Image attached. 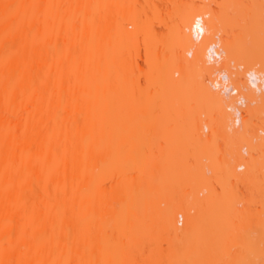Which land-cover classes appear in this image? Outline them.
Masks as SVG:
<instances>
[{
	"label": "bare ground",
	"instance_id": "bare-ground-1",
	"mask_svg": "<svg viewBox=\"0 0 264 264\" xmlns=\"http://www.w3.org/2000/svg\"><path fill=\"white\" fill-rule=\"evenodd\" d=\"M145 1L130 10L124 0H0V264H264V217L238 210L264 190V121L256 133L251 122L262 114L264 57L237 62L224 10L205 1H183L169 17L165 0ZM250 1L247 15L264 22V0ZM156 20L166 27L147 40L148 69L137 74L134 44L157 31ZM199 104L214 116H201ZM138 122L155 137H139ZM214 132L231 140V157L218 153L222 142L213 146ZM148 172L153 181L142 178ZM157 223L168 246H141Z\"/></svg>",
	"mask_w": 264,
	"mask_h": 264
},
{
	"label": "rangeland",
	"instance_id": "rangeland-1",
	"mask_svg": "<svg viewBox=\"0 0 264 264\" xmlns=\"http://www.w3.org/2000/svg\"><path fill=\"white\" fill-rule=\"evenodd\" d=\"M125 1V3H126V5L130 8V2H133V0H124ZM153 1V0H152ZM155 1V0H154ZM183 1H184V3L185 2H189V4H187V3H185V4H187V6H191V5H193V3L195 4V5H203L204 4V1H205V3H209L208 5L210 6V7H215L216 9H219V10H224V11H222V12H224L223 14H225V15H223V14H221V12L219 11V13L221 14V15H223L224 17H220V19L223 21V26L224 25H226V27L229 29L230 27H231V29H229V31L231 32V30H232V32L235 34L236 33V35H235V37L236 36H239V37H237V38H235L233 35V37H234V39L235 40H239L240 42H238L237 43V41L235 42L237 45H238V47L236 48V50H237V62H245V60L247 59V61H255V58H257V57H260V58H262V57H264L263 56V54H264V46H262V44L264 45V22H258V21H256V18H252L253 17V13H252V15L251 16H249V14H251V10H253V8H252V4H251V1L250 0H165V2L161 5V7H160V9H161V16L164 14L165 16H168L169 17V15L168 14H166L165 12H169V14H171V16H172V14H174L175 13V11H176V6L179 4V3H183ZM193 2V3H190V2ZM228 1V2H227ZM229 1H232V3H230V4H232V6H231V8H230V4H229ZM234 1V2H233ZM235 1H238V5H239V7H241V10H242V13L241 12H239V11H241V10H239V7L238 8H236V9H234L235 7H237L238 5H236L235 6ZM146 1L145 0H142V2H140V4H138L139 6H137V8L139 9V10H143V9H141V8H143L145 5H146V3H145ZM220 2H222V6H220L221 4H220ZM225 2H227V3H225ZM88 4L90 3V2H87ZM235 3V4H234ZM214 4V5H213ZM220 4V5H219ZM224 4V5H223ZM234 4V5H233ZM152 5H154V4H152ZM249 5L251 6V8L249 7ZM155 6V5H154ZM235 6V7H234ZM214 8V9H215ZM226 8H228L227 10L229 11H227L226 10ZM230 8V9H229ZM238 9V10H237ZM130 10H131V8H130ZM167 10H169V11H167ZM237 12L236 14H235V11ZM145 11V10H144ZM218 11V10H217ZM230 11H231V13H233L232 15L231 14H228V13H230ZM233 11V12H232ZM249 11V12H248ZM140 12H142V11H140ZM139 12V13H140ZM226 12V13H225ZM247 12L249 13L248 15H247ZM239 13L241 14V15H239ZM220 14H218L219 16H220ZM141 15H143V12H142V14ZM146 15V14H145ZM243 15V16H242ZM164 16V17H165ZM230 16H232L231 17V19L229 20V18H230ZM242 16V17H241ZM144 17H146V16H144ZM143 17V18H144ZM163 17V16H162ZM226 17V19H224ZM255 17V16H254ZM223 18V19H222ZM239 19V21H238V19ZM228 19V20H227ZM232 19H234L233 21H232ZM237 19V20H236ZM222 21H221V23H222ZM227 22V23H226ZM230 24H229V23ZM234 22V23H233ZM155 23V22H154ZM162 22H158V20H156V23H155V28L157 29V31L155 32V33H151V35H150V33H148L147 35H146V33L144 34V33H140L141 34V37H140V39L138 38V40H137V42H136V44H134L135 45V49H139L140 50V52H139V54L137 55V56H135V57H133L132 59H131V62L133 61V66L135 65V67L134 68H136L135 70L137 71V74H138V72L140 73L141 72V69L143 70H145L146 71V69H148V61H147V52H146V43H147V40L149 39V38H157L158 36H160L158 33H161V32H163L164 31V29H165V24L164 23H162ZM226 23V24H225ZM263 23V24H262ZM228 24V25H227ZM234 24V25H233ZM237 26H236V25ZM229 25H230V27H229ZM243 25H245L244 27H243ZM238 27V28H237ZM154 28V27H153ZM154 28V29H155ZM243 28H245L244 29V31L247 33V34H245V32L243 31ZM255 28H257V29H255ZM155 29V30H156ZM163 29V30H162ZM260 29V30H259ZM161 30V31H160ZM259 31H260V33H259ZM244 32V34H245V36H246V38H245V36H244V34H243V36H242V33ZM262 33V34H261ZM139 34V35H140ZM249 34V35H248ZM256 34H257V36H256ZM138 35V36H139ZM259 35V36H258ZM152 36V37H151ZM259 37V38H258ZM262 40H261V39ZM138 43H139V47H138ZM241 43V44H240ZM237 45H235V46H237ZM256 47V48H255ZM255 48V49H254ZM255 51V52H254ZM257 52V54H255ZM250 53H252L251 54V56H250ZM253 54H255V55H257V56H255V55H253ZM262 56H261V55ZM260 55V56H259ZM244 56V57H243ZM250 56V57H249ZM254 56V57H253ZM253 57V58H252ZM245 58V59H244ZM259 58V59H260ZM254 59V60H253ZM258 59V58H257ZM256 59V60H257ZM131 65V66H132ZM130 68H132V67H130ZM141 68V69H140ZM143 70V71H144ZM143 71H142V74H140V78H139V80H140V82H141V85L142 86H145V87H148V85H149V79L147 78V77H145V75L143 74ZM132 76H134L133 75V73H132V71H124L123 72V74H122V79H124L125 81H130L129 79H131L132 78ZM148 79V80H147ZM53 85H51V87H52ZM129 87V86H128ZM131 89V88H130ZM132 90V89H131ZM132 92V91H131ZM131 92H127V89H126V92H125V95H124V97H125V99H127L126 101H127V103L128 102H130L131 100H134L135 99V96L133 95V93H131ZM129 95H131L130 97H129ZM140 97V96H139ZM142 98V97H141ZM148 97H145V98H142V100H143V102L144 103H146L147 101H148ZM165 99H168V100H165ZM174 98H171V99H169V98H165V97H161V96H159V97H157V98H155V100H156V103H163V102H171L172 100H173ZM155 100H153L154 102H155ZM150 101V100H149ZM182 101V100H181ZM180 101V99H176L174 102L175 103H171V106L173 107V105H179L180 103H177V102H181ZM137 102V101H136ZM139 102V101H138ZM140 103H142L141 101H140ZM149 103V102H148ZM200 105V104H199ZM203 107H206V109L205 108H203ZM209 108V109H208ZM207 108V106H202V105H200V107H198V109H200V112L202 113H200L199 112V110L198 111H196V108H194V109H192L191 111H193L192 113H193V115L195 114V112H199L200 114H201V116L204 114V117L206 118L207 117V115H209L210 114V116L211 117H213L214 116V112H212V110L210 109V108H212V107H208ZM186 110V109H185ZM260 111V112H259ZM259 111H258V113L260 114V113H262L263 115H264V113L262 112V111H264V103H262L261 104V107L259 108ZM210 112V113H209ZM161 113V115H162V113L164 114V111H162V112H160ZM187 113L185 112V115H186ZM197 114V113H196ZM195 114V115H196ZM207 114V115H206ZM262 114H260L258 117H253L254 118V121H253V118H252V125H254V126H252V127H254V128H252V129H254L255 130V132L254 133H256L257 131H256V129L255 128H257V129H259L263 124V121H264V116L262 115ZM194 115V116H195ZM198 115V114H197ZM187 116L188 115H186V117H184V118H187ZM210 116H208V117H210ZM261 116H263V118H261ZM207 117V118H208ZM220 118H222L223 119V117L221 116ZM181 119V118H180ZM222 119H220L219 120V116H218V118L217 117H215V120H214V118L212 119H210V120H214V122H218V121H221V123L220 122H218L219 123V125L220 126H216L217 127V129L219 128V133L221 134V132L222 133H224V129L222 128L223 127V120ZM145 120H146V118H144V116H143V118H141V120L140 121H144L145 122ZM185 120V123H186V121L188 120V119H184ZM218 120V121H217ZM134 120L132 121H128L127 123H126V127H125V125H124V127H123V129H122V134H123V136H127L131 131H132V129H128V128H134V126H135V124H134ZM254 122V123H253ZM217 123V124H218ZM145 124V123H144ZM134 125V126H133ZM215 125H216V123H215ZM143 127V124L141 123L140 125H139V122H138V125L136 126V127H138V129H139V131L138 130H135L136 131V134H138L139 135V137L141 136V135H143V136H148V138L147 139H149V136H150V138H151V135H152V133L151 132H148V131H150V129H148L147 130V132H148V135L147 134H143L142 133V131H143V129H144V131H146V129L145 128H143V129H141V128H139V127ZM188 126L189 125H187L186 127V130L185 131H188V129H190V128H188ZM222 126V127H221ZM181 128L180 127H178L177 126V129H175V132L176 133H179L178 131L180 130ZM223 129V130H222ZM174 130V129H173ZM222 130V131H221ZM251 130V129H250ZM141 131V132H140ZM143 131V132H144ZM190 131V130H189ZM188 131V132H189ZM221 131V132H220ZM259 131V130H258ZM140 132V133H139ZM147 132H145V133H147ZM186 133L185 134V136L187 137V135H189L190 134V132L189 133ZM212 132V131H211ZM262 135H264V132H261V131H259ZM156 133V132H155ZM206 133H209L208 131H206ZM253 133V131L251 132L250 131V134L248 133V135L247 136H250V137H252L253 138V136L252 135H255ZM151 134V135H150ZM215 132L213 133V138H212V143L214 142V143H216V140H218V141H220L219 143H221L222 142V147H221V149L218 151V153H220V155H222V156H226V155H228L227 157H231L230 156V152H232V150H233V145H232V142H231V140H228V142H227V144H226V142L224 143V141H226V139H224V137H222L223 135H219L218 133H217V137L215 136ZM159 135V134H158ZM173 135H175L174 133H173ZM178 135V134H177ZM154 136V134L152 135V137ZM155 137V136H154ZM158 137V136H157ZM189 137H190V135H189ZM222 137V138H221ZM214 138H216V139H214ZM173 139H175V137L173 138ZM252 140V139H251ZM254 140H256V141H258V139H253L252 141L253 142H256V141H254ZM213 143V146L215 147V145L216 144H214ZM239 145V144H238ZM226 146V147H225ZM232 146V147H231ZM127 152V151H126ZM211 152V151H210ZM123 154H127V153H124L123 152ZM245 155H248L247 153H244ZM257 155L258 156H260V158H262V159H264V152H262V151H260V152H258L257 153ZM127 156L125 155V159H123V160H127L128 158H126ZM158 158V156H154V158H152V162H153V160H156L155 158ZM159 160H160V158H158ZM158 160V161H159ZM124 161V162H125ZM157 161V160H156ZM155 161V162H156ZM204 161L205 162H207L208 160H205L204 159ZM152 162H151V160L149 159L148 160V162H147V164H146V167L147 166H151L152 165ZM154 163V162H153ZM125 164H126V162H125ZM124 164V165H125ZM154 165V164H153ZM124 170H125V168H124ZM241 171L243 170V169H240ZM133 171V170H132ZM124 172H126V170L124 171ZM137 171L135 170V174L134 173H132L131 174V172H130V174L129 175H134V176H136V174L137 173H139V172H137ZM149 173V172H148ZM144 174V173H143ZM143 174H141V176L143 175ZM156 174V173H155ZM208 174H212L211 172H209ZM138 177H140L139 176V174L137 175ZM145 176L146 177H142V178H146V179H148L149 181H151L154 177H153V174H151V173H149V174H145ZM133 177V176H132ZM156 177V176H155ZM128 178V177H127ZM140 179H141V177H140ZM145 179V181H148V180H146ZM118 180V177L117 176H112V177H110L109 179H108V181H107V184H108V182H109V184L111 185V184H113V183H115L116 181ZM126 180V179H125ZM128 180V179H127ZM153 181V180H152ZM155 181V180H154ZM145 184H147V183H145ZM156 186V185H155ZM158 186V185H157ZM154 188V187H153ZM264 188V187H263ZM160 190L159 191H161V188H159ZM262 188H260V189H256V190H254V193H251V196H249V197H251V199H252V201L253 202H251V203H253L252 205H255V206H252V207H246L244 204L246 203V201L244 200V202L245 203H243V201H241L240 203H238V207H239V209L238 210H244V212H245V210H246V213L248 214V212H251V213H255V214H252V215H256V216H261L262 218L264 217V205L263 204H261V202H259V200L261 199V197L263 196L264 197V190H261ZM154 190L155 189H153V191L152 192H154ZM237 194L236 195H238L239 196V198L241 197H243L244 195H246L247 193V188H246V186L245 185H241L240 187H237ZM149 192H151V190L149 191ZM157 192H158V190H157ZM157 192H154L153 193V195H152V193H149V195H148V198H147V201H148V203H149V199L152 197V196H154V197H156L157 196ZM135 193H137V195H139L140 194V192H135ZM134 193V195H136ZM139 193V194H138ZM146 194H145V196H146ZM133 195V196H134ZM156 195V196H155ZM162 196V195H161ZM164 196H165V194H164ZM162 197V200H160V202H159V204H160V206L162 205V206H164L165 205V197ZM134 199H135V196L133 197ZM240 198V199H241ZM152 199V198H151ZM161 199V198H160ZM166 199H167V197H166ZM242 199H244V198H242ZM146 201V200H145ZM146 201V202H147ZM152 201V200H151ZM158 201V200H157ZM251 203L249 204V205H251ZM155 204H157V202L155 203ZM154 204V205H155ZM164 204V205H163ZM237 205V204H236ZM159 206V207H160ZM156 206H154V208H155ZM157 208V207H156ZM155 208V209H156ZM161 208V207H160ZM154 209V210H155ZM130 210V209H129ZM132 210V209H131ZM149 210V209H148ZM152 210V209H151ZM154 210H152V211H154ZM157 210V209H156ZM159 210V209H158ZM157 210V211H158ZM156 211V212H157ZM248 211V212H247ZM155 212V211H154ZM241 212H243V211H241ZM159 213V212H158ZM250 213V214H251ZM245 214V213H244ZM246 214V215H247ZM246 215H245V217H246ZM158 217H159V214L157 215ZM242 216L244 217V215L242 214ZM248 216V215H247ZM145 219H148V218H145ZM145 219L143 218V219H140V220H138V222H137V226H138V223H140V225L138 226V229H137V231H139V228H140V233L143 231H145L146 229H148L149 228V225H148V228H146V224H145ZM159 219V218H158ZM158 219H156V221L158 222V221H160V219L158 220ZM143 220L145 221V222H143ZM154 220H155V218H154ZM151 221V220H150ZM155 221V222H156ZM238 221V220H237ZM242 221V219H240V221H238L237 223L240 225V224H242V223H240ZM154 222V221H153ZM154 222V223H155ZM243 222V224L245 223V219L242 221ZM147 223V222H146ZM152 223V222H151ZM149 224H150V222H149ZM158 224V223H157ZM157 224H155L156 226H155V229L153 228V232H156L155 233V235H154V233H153V236H154V238H153V240L151 239V241H149V240H145V239H143L142 240V238H139L138 240L140 241V243L142 244L141 246H144L145 248L147 247H149V243H153V244H156V243H159L161 246H163V247H166V246H168V244H169V242H167V240L166 239H164V240H162V238H163V231L164 230H162L161 229V226L159 225H157ZM180 224V223H179ZM181 225H183V224H181ZM180 225V226H181ZM137 226H136V228H137ZM142 230V231H141ZM139 233V232H138ZM137 233V234H138ZM157 234H158V241H156V236H157ZM252 234H253V236H255V237H257V239H261V233L259 234V231L258 230H253L252 231ZM161 236H162V238H161ZM160 238H161V240H160ZM137 240V244L139 245L140 243H139V241ZM156 241V242H155ZM147 244H146V243ZM149 242V243H148ZM144 243V244H143ZM145 245H148V246H145ZM262 245V244H261ZM263 245H264V243H263ZM140 246V245H139Z\"/></svg>",
	"mask_w": 264,
	"mask_h": 264
}]
</instances>
